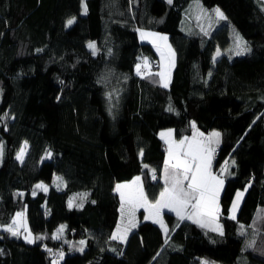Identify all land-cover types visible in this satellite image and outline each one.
Instances as JSON below:
<instances>
[{
    "label": "trees",
    "instance_id": "obj_1",
    "mask_svg": "<svg viewBox=\"0 0 264 264\" xmlns=\"http://www.w3.org/2000/svg\"><path fill=\"white\" fill-rule=\"evenodd\" d=\"M193 1L0 0V224L25 209L34 238L43 237L27 243L0 226V264H52L56 252L63 253L57 264H264V0H199L226 19L187 34L182 19ZM140 27L169 35L176 61L167 88L156 67L147 78L136 74L144 55H156L139 40ZM233 28L248 49L240 55ZM193 123L221 134L214 170L235 162L219 198L223 235L164 210L165 243L161 227L140 214L147 256H122L121 243L110 239L120 202L115 183L139 175L155 199L164 187L158 132L171 127L181 137ZM54 172L63 187L51 183ZM40 181L46 191L35 187ZM238 189L247 190L230 219ZM61 224L60 239H52Z\"/></svg>",
    "mask_w": 264,
    "mask_h": 264
},
{
    "label": "snow or ice",
    "instance_id": "obj_2",
    "mask_svg": "<svg viewBox=\"0 0 264 264\" xmlns=\"http://www.w3.org/2000/svg\"><path fill=\"white\" fill-rule=\"evenodd\" d=\"M169 3H171V0H169ZM86 11L87 9L85 7V13ZM213 11L220 20L226 19L219 8ZM74 22L75 18L69 19L66 26H70ZM140 36L142 40L147 37L152 38L154 46L160 54L162 61L160 65L161 70L154 75L160 78L161 86L167 88L170 83L171 68L174 67V52L171 46L166 43L167 37L161 36L158 33L144 31H140ZM155 41L165 42L164 48L162 49ZM88 47L92 49V54L95 55L97 51L96 45L90 43ZM235 47L238 49L236 52L237 55L248 50L239 34L235 35ZM220 54L219 50H217L213 60L215 61L216 57ZM135 67L136 74L142 78H147V76L152 75V73L148 72L146 74L144 71L150 67L147 58H144L141 63H137ZM168 111H173L171 106ZM5 116H7V113H5ZM2 119L4 118L0 117V120ZM192 127L194 129L193 136L190 138L185 137L179 141L171 140V130L160 133L161 139L168 144V156L164 161V189L161 191L159 199L154 203L147 199L143 186L140 183V177H136L131 184L116 185L115 191L119 193L121 199V223L117 225V229L113 232L110 239H119L121 241L127 239L129 232L137 227L136 212L140 208H143L147 213L145 220H152L153 223L159 224L165 234V243L168 242L167 237L169 229L162 217L164 209H167L169 212H174L179 222L190 220L192 223L198 224L202 228H208L210 231L220 232V234L223 235L222 227L218 223V220L221 215L219 198L221 190L224 187V179L221 174H216L212 171V161L216 149L219 146L221 134L213 131L205 136L203 133L195 130V123H193ZM3 150L4 145L0 143V157L3 156ZM27 150L28 144L27 141H25L16 154V159L20 163L24 162ZM51 156V152L46 153L47 158H51ZM232 163L234 164L235 162L233 161ZM228 167V162L225 161L222 167V173H228ZM152 178H157L155 170H152ZM56 179L59 183L63 182L60 177ZM35 187L37 189L47 190L46 186L43 184H37ZM246 190L247 189L244 191ZM244 191L236 192L235 199H233L229 210L230 219H236V213L244 197ZM19 195H23V193ZM33 195H35V192ZM79 197L81 203L76 206L82 207V201L87 197V194H79ZM74 199L75 198L70 199L69 207L73 206ZM260 222H264V217L261 218ZM256 224L257 221H254L252 225L254 229H256ZM176 227H179V223ZM21 228H23L24 232H28V235L24 237L27 243H33L35 239H43V237L30 238L31 233L27 228L23 213H17L12 223L3 227V231L10 233L14 237H19ZM63 228L64 226H61L58 233L53 234L52 239H60ZM241 234H244L243 225L241 226ZM79 244L83 246L85 241L81 240ZM80 250L82 251L83 248L81 247ZM49 251L51 250L49 249ZM58 255L61 258L63 257V253H59ZM53 264H55V260Z\"/></svg>",
    "mask_w": 264,
    "mask_h": 264
},
{
    "label": "rangeland",
    "instance_id": "obj_3",
    "mask_svg": "<svg viewBox=\"0 0 264 264\" xmlns=\"http://www.w3.org/2000/svg\"><path fill=\"white\" fill-rule=\"evenodd\" d=\"M85 2H82V12H85ZM215 9L216 8H218V7H214ZM207 9H209V7H207V6H205V5H203V3L201 2V1H199V0H194L193 2H192V4H191V6L189 5V7L186 9V12H185V15H184V17H183V19H182V25H181V28H182V30H183V32H185V33H187V34H197V32H201V33H205V32H207L209 29H211L216 23H217V16L215 15V13H214V11L213 10H207ZM221 11V10H220ZM72 18H74V17H71V18H69V19H72ZM68 19V20H69ZM197 20H198V22H197ZM191 23H193V24H191ZM208 29V30H207ZM138 30H140V31H144V32H149V33H158L159 35H161V36H166L167 37V41H166V43L168 44V45H170L171 46V49H172V51L174 52V65H175V61H176V52H175V49H174V47L172 46V44H171V42H170V40H169V35H168V33L167 32H164V31H159V30H154V29H150V28H144V27H140V28H138ZM137 30V32H138V38H139V40L140 41H146V42H149L151 45H152V47H153V49H154V52H155V56H151V55H144L141 59H140V63L143 61V59L144 58H147V60L149 61V64H150V67L148 68V69H145V71H148V70H150L151 69V59L152 58H154L157 62H158V66L156 67V71L157 72H159L160 70H161V68H160V65H161V63H162V61H161V56H160V54L157 52V49H156V47L154 46V43H153V41H152V38L151 37H147V38H145V39H141V36H140V31H138ZM236 34H239L234 28H233V30H232V36H234V38H235V35ZM239 36L243 39V37L239 34ZM90 43H94L95 44V42L94 41H89L88 42V45L90 44ZM155 43L156 44H159L160 45V47L163 49L164 48V44H165V42H163V41H155ZM217 50H219V52H220V49L219 48H217L216 49V51L214 52V55H213V57L214 56H216V53H217ZM227 51L228 52H230L231 50H230V47L227 49ZM172 70H173V67L171 68V73H172ZM170 79H171V75H170ZM165 128H163V129H160V131H163ZM169 129H172V131H173V133H174V129L173 128H169ZM215 131H217V130H215ZM25 141H23V143H24ZM22 143V144H23ZM21 147V146H20ZM218 148V147H217ZM20 149V148H19ZM19 151V150H18ZM165 161V160H164ZM225 161H227L228 162V165H229V167H228V172H230V167H231V164H232V160H225ZM225 161L220 165V167H219V172H220V174L222 173V167L224 166V164H225ZM212 163H213V161H212ZM164 165V164H163ZM163 172H164V166H163V169H162V171H161V178H162V180H163ZM218 172V173H219ZM216 173V172H215ZM218 173H216V174H218ZM139 175H136V177H138ZM57 177H60V178H62V180H63V182L62 183H59V182H57ZM134 180H132V181H128V180H123V181H118V182H116V185L117 184H131L132 182H133ZM164 182V181H163ZM51 183L55 186V187H57V188H61V187H63L64 185H65V179H64V177L61 175V174H58V173H56V172H54L53 173V177H52V181H51ZM141 183H142V180H141ZM39 184H43V185H45L46 186V188H48V185H47V183H45V182H43V181H40V183ZM144 189V188H143ZM144 192H145V190H144ZM145 194H146V192H145ZM120 196V195H119ZM146 196H147V194H146ZM148 199V198H147ZM142 212V210H140V209H138L137 210V212H136V221H137V227H138V224H139V221H138V219L140 220V214H142L141 213ZM144 212V211H143ZM17 213H23V215H24V219H25V221H26V224H27V228H28V230H29V232L31 233V237L30 238H33L34 239V234H33V232L30 230V228H29V225H28V222H27V218H26V211H25V209H21V210H18V211H16L15 212V214L13 215V218L14 217H16V214ZM13 218H12V220H13ZM12 220H11V222L9 223V224H11L12 223ZM125 222H126V219H125ZM219 222V221H218ZM121 223V213H120V217H119V220H118V223H117V225L118 224H120ZM9 224H7V225H9ZM220 224V223H219ZM7 225H1L0 224V226L3 228V227H5V226H7ZM117 225H116V227H115V230H114V232L116 231V229H117ZM61 226H64L63 224H61ZM61 226H60V228H61ZM137 227L136 228H134V229H132V231L131 232H129V234H128V236H127V239L125 240V241H121V240H119V239H117L116 241H118V242H120L121 243V254L123 255V256H125V257H128V258H130L131 260H140L141 258H142V255L140 256V252L142 251V249H143V239H142V233H140L139 232V230L137 229ZM59 228V229H60ZM28 235V232H24V230H23V228H21L20 229V235H19V237L20 238H22L23 240H25L24 239V237L25 236H27ZM52 264H53V261H52ZM55 264H57V262L55 261Z\"/></svg>",
    "mask_w": 264,
    "mask_h": 264
},
{
    "label": "crops",
    "instance_id": "obj_4",
    "mask_svg": "<svg viewBox=\"0 0 264 264\" xmlns=\"http://www.w3.org/2000/svg\"><path fill=\"white\" fill-rule=\"evenodd\" d=\"M169 130H171V132H172V137H171V140H175V141H179V140H181V139H183V138H185V137H192L193 136V132H194V129H192V131H191V133L190 134H188V135H183V136H181V137H176L175 136V134L173 133V131H172V129H169V128H165L163 131H160L159 130V132H158V135H159V137L161 138V136H160V133L161 132H167V131H169ZM196 131H198V132H200V133H203L205 136H207L208 134H210V133H212L213 131H215V130H211V131H209V132H201V131H199V130H197V129H195ZM216 132H218V131H216ZM162 141H163V144H164V146H165V148H164V151H165V155H164V160L167 158V156H168V151H167V149H168V144H166L165 143V141L162 139ZM212 171L215 173H218L219 172V169L218 170H214L213 169V163H212ZM229 173V172H228ZM218 174H220V172L218 173ZM226 174L227 173H221V175L223 176V179H224V182H225V178H226ZM138 177H140V176H138ZM136 178V175L135 176H133L131 179H129L128 181H132V180H134ZM140 183H141V179H140ZM142 184V183H141ZM116 189V183H115V185H114V190ZM163 189H164V187L160 190V192H159V194L157 195V197L155 198V199H149L148 197V200L150 201V202H155L157 199H159V196H160V193H161V191H163ZM144 190V189H143ZM222 191V190H221ZM237 191H244V190H242V189H238ZM236 191V192H237ZM117 192V191H116ZM236 192H235V194H236ZM118 193V192H117ZM221 194V193H220ZM235 194H234V197H233V199H235ZM118 195H119V193H118ZM119 198H120V196H119ZM233 199H232V201H233ZM241 203V202H240ZM231 205H232V202H231V204H230V208H231ZM120 208H121V199H120V202H119V205H118V217H117V221H116V224H115V226H114V228H113V230H112V234H113V232H114V230H115V227H116V225H117V223H118V220H119V217H120ZM230 208H229V210H230ZM140 210H142V215H143V219H145V216L147 215V213L144 211V209L143 208H140ZM164 210H167V209H164ZM163 210V211H164ZM144 211V212H143ZM174 213V212H173ZM175 214V213H174ZM237 214V213H236ZM162 217H163V215H162ZM138 221H139V219H138ZM150 221H152V220H150ZM219 221V220H218ZM218 223H220V222H218ZM159 225V224H158ZM221 225V224H220ZM137 229H138V227H137ZM140 232V231H139ZM141 233V232H140ZM142 235V234H141ZM112 236V235H111ZM143 239V238H142ZM120 243V242H119ZM143 245H144V243H143ZM122 249V248H121ZM120 254H121V252H120ZM122 255V254H121ZM142 255V258L140 259V260H135V261H137V262H140V261H142L143 259H145V257L147 256V250H146V248H145V246H143V249H142V251L140 252V256ZM123 256V255H122ZM125 257V256H124ZM128 258V257H127ZM130 259V258H129Z\"/></svg>",
    "mask_w": 264,
    "mask_h": 264
},
{
    "label": "built area",
    "instance_id": "obj_5",
    "mask_svg": "<svg viewBox=\"0 0 264 264\" xmlns=\"http://www.w3.org/2000/svg\"><path fill=\"white\" fill-rule=\"evenodd\" d=\"M151 66L152 67H157V63L155 62V61H151ZM145 71V70H144ZM162 146H163V148H165V146H164V144H162ZM218 152V148L216 149V152H215V154ZM59 253L58 252H56V253H54V255H53V259L55 260V261H57L59 258H60V256L58 255Z\"/></svg>",
    "mask_w": 264,
    "mask_h": 264
}]
</instances>
